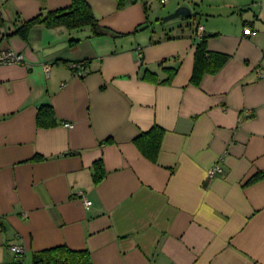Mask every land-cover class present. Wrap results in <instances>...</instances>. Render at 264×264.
<instances>
[{
  "label": "crops",
  "instance_id": "crops-1",
  "mask_svg": "<svg viewBox=\"0 0 264 264\" xmlns=\"http://www.w3.org/2000/svg\"><path fill=\"white\" fill-rule=\"evenodd\" d=\"M85 1L95 26L22 37L71 0H0V49L23 55L0 65V264L59 245L92 264H264V0H175L192 25L167 30L146 0ZM197 24L226 59L193 82ZM155 125L151 161L134 139Z\"/></svg>",
  "mask_w": 264,
  "mask_h": 264
},
{
  "label": "trees",
  "instance_id": "trees-1",
  "mask_svg": "<svg viewBox=\"0 0 264 264\" xmlns=\"http://www.w3.org/2000/svg\"><path fill=\"white\" fill-rule=\"evenodd\" d=\"M125 1L130 0H117L118 7H121ZM1 23L0 20V25ZM36 23L49 26L64 25L69 29H73L82 28L86 25L95 26L96 18L85 0H71L70 5L65 8L49 10L45 14H38L22 21L12 33H18L20 36L25 37L28 29ZM205 41L206 36L203 35L196 43L193 82H197L204 72L218 70L226 59L223 54L207 51ZM36 124L42 128L56 124L51 105L42 104L38 107ZM162 132V128L155 125L134 139L140 151L151 161L155 160ZM38 159H41V157H34V160ZM93 169L94 182H98L103 176L101 163L99 161L95 162ZM32 264H92V261L87 250H73L66 245H59L33 253Z\"/></svg>",
  "mask_w": 264,
  "mask_h": 264
},
{
  "label": "built area",
  "instance_id": "built-area-1",
  "mask_svg": "<svg viewBox=\"0 0 264 264\" xmlns=\"http://www.w3.org/2000/svg\"><path fill=\"white\" fill-rule=\"evenodd\" d=\"M161 2H165L166 0H159ZM243 33L244 34H249L250 33V28L249 27H245L243 29ZM204 35L203 33V26L200 24H197L194 28V31L192 32V36L196 39H200L202 36ZM140 54H138L139 56ZM23 62V55L13 49L7 48V49H0V65L1 64H20ZM83 66V61H79V62H73L70 64V68L72 70L75 71L76 74H78L79 72H77L81 67ZM43 69L44 71L47 73L49 70V65L48 64H44L43 65ZM64 126L66 127H71V123H63ZM223 172V169L218 166L215 165L213 167H211L208 171H207V175L208 177H213L217 174H220ZM91 201L88 199H83V204L84 206L88 207L90 205ZM10 250L18 255L23 254L24 252V248L21 245H11L10 246Z\"/></svg>",
  "mask_w": 264,
  "mask_h": 264
},
{
  "label": "rangeland",
  "instance_id": "rangeland-1",
  "mask_svg": "<svg viewBox=\"0 0 264 264\" xmlns=\"http://www.w3.org/2000/svg\"><path fill=\"white\" fill-rule=\"evenodd\" d=\"M148 3V9H149V17L152 23L155 24L156 29H165L168 28L176 29L179 27V25L182 24L184 27H190L192 24V20L188 18H175L168 20L166 22H161L160 18L167 14L168 12H171V8L173 4L176 2L175 0H166L164 3L159 0H146ZM185 6V5H184ZM206 6V5H205ZM187 23V24H184ZM188 25V26H186ZM190 25V26H189Z\"/></svg>",
  "mask_w": 264,
  "mask_h": 264
},
{
  "label": "water",
  "instance_id": "water-1",
  "mask_svg": "<svg viewBox=\"0 0 264 264\" xmlns=\"http://www.w3.org/2000/svg\"><path fill=\"white\" fill-rule=\"evenodd\" d=\"M194 14L192 13L191 9L187 6L180 5L176 7L173 11L163 15L160 18L161 22H166L171 19L175 18H191Z\"/></svg>",
  "mask_w": 264,
  "mask_h": 264
}]
</instances>
